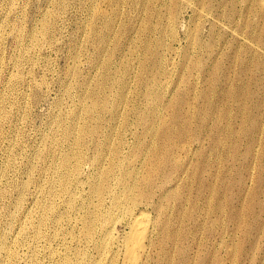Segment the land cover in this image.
<instances>
[{
    "label": "rangeland",
    "instance_id": "obj_1",
    "mask_svg": "<svg viewBox=\"0 0 264 264\" xmlns=\"http://www.w3.org/2000/svg\"><path fill=\"white\" fill-rule=\"evenodd\" d=\"M125 202L152 264H264V0H0V264H120Z\"/></svg>",
    "mask_w": 264,
    "mask_h": 264
},
{
    "label": "bare ground",
    "instance_id": "obj_2",
    "mask_svg": "<svg viewBox=\"0 0 264 264\" xmlns=\"http://www.w3.org/2000/svg\"><path fill=\"white\" fill-rule=\"evenodd\" d=\"M99 17V16H98ZM116 20V19H115ZM112 22V21H111ZM45 26V25H44ZM15 29V28H14ZM19 29H21V27H19ZM16 31V30H15ZM19 32V31H18ZM17 32V33H18ZM21 32V31H20ZM46 32V31H45ZM20 34V33H19ZM48 34V33H47ZM242 35V34H241ZM34 36V35H33ZM35 37V36H34ZM38 38V37H37ZM102 40V39H101ZM104 41V40H103ZM108 42V41H107ZM101 43V42H100ZM157 44V43H156ZM101 45V44H100ZM115 48V47H114ZM105 50V49H104ZM75 52V51H74ZM105 53V52H104ZM155 53V52H154ZM107 54H109V53H107ZM158 54V53H157ZM155 55H156V53H155ZM31 57V56H30ZM105 59V58H104ZM107 59V58H106ZM111 60V59H110ZM109 60V61H110ZM106 62V61H105ZM126 84V83H125ZM151 86V85H150ZM213 89V88H212ZM236 95V94H235ZM95 103V102H94ZM97 104V103H96ZM98 107V105L96 106V108ZM83 108V107H82ZM95 108V109H96ZM84 112H86V110L84 111ZM91 113V112H90ZM89 113V114H90ZM85 117V116H84ZM231 119V118H230ZM78 120V119H77ZM183 120V119H182ZM181 121V120H180ZM141 122V121H140ZM178 122V121H177ZM176 123V122H175ZM143 124V123H142ZM167 125V124H166ZM188 125V124H187ZM76 126V125H75ZM83 127V126H82ZM144 127V126H143ZM166 127V126H165ZM164 127V128H165ZM169 127V126H168ZM148 128V127H147ZM170 128H171V126H170ZM143 129H145V128H143ZM174 129V128H173ZM163 130V129H162ZM148 131V130H147ZM179 131H180V129H179ZM182 131V130H181ZM185 131H186V129H185ZM184 131V132H185ZM146 132V131H145ZM176 132V131H175ZM183 132V131H182ZM184 132L182 133V134H184ZM187 132V131H186ZM81 133V132H80ZM170 133V132H169ZM192 133V132H191ZM195 133V132H194ZM136 134V133H135ZM165 134V133H164ZM181 134V135H182ZM176 135V134H175ZM179 135V134H178ZM191 135V134H190ZM195 135V134H194ZM140 136V135H139ZM159 136V135H158ZM162 136V135H161ZM164 136V135H163ZM167 136V135H166ZM177 136V135H176ZM155 137H157V136H155ZM191 137V136H190ZM124 138V137H123ZM167 138V137H166ZM166 138H165V140H166ZM200 138V137H199ZM160 139V138H159ZM171 139H174V138H171ZM178 139V138H177ZM180 139H181V137H180ZM189 139V138H188ZM195 139V138H194ZM121 140V139H120ZM154 141L156 140V139H153ZM152 140V141H153ZM175 140H176V138H175ZM174 140V141H175ZM186 140V139H185ZM184 140V141H185ZM158 141V140H157ZM163 141V140H162ZM188 141V140H187ZM194 141V140H193ZM121 142L123 143V141L121 140ZM168 142V141H167ZM169 142H170V139H169ZM168 142V143H169ZM172 142V141H171ZM137 143V142H136ZM163 143V142H162ZM175 143V142H174ZM179 142H177V144H178ZM181 143V142H180ZM179 143V144H180ZM186 143V142H185ZM185 143H184V145H185ZM194 143V142H193ZM192 143V144H193ZM110 144V143H109ZM156 143H154V145H155ZM158 144V143H157ZM167 144V143H166ZM182 144V143H181ZM180 144V145H181ZM136 145V144H135ZM152 145H153V143H152ZM162 145V144H161ZM179 145V146H180ZM169 146V145H168ZM112 147H114V146H112ZM134 146H132V148H133ZM165 147H167V146H165ZM188 147V146H187ZM190 147V146H189ZM196 147V146H195ZM172 148H174V147H172ZM171 148V149H172ZM193 148L194 147H192V150H193ZM115 149V148H114ZM148 149V148H147ZM159 149H160V147H159ZM169 149V148H168ZM170 149V150H171ZM179 149V148H178ZM177 149V150H178ZM185 148H183V150H184ZM109 150H110V148H109ZM112 150H113V148H112ZM111 150V151H112ZM167 150V149H166ZM186 150H188V149H186ZM195 150V149H194ZM198 150V149H197ZM107 151V150H106ZM117 151V150H116ZM148 151V150H147ZM151 151V150H150ZM156 151V150H155ZM162 150L160 149V151H159V153L161 152ZM173 151V150H172ZM181 152V151H180ZM184 152V151H183ZM186 152V151H185ZM191 152V151H190ZM189 152V153H190ZM196 152H198V151H196ZM114 153V152H113ZM149 153V152H148ZM156 153V152H155ZM166 153H167V151H166ZM165 153V154H166ZM171 153V152H170ZM205 153V152H204ZM109 154V153H108ZM134 154V153H133ZM141 154V153H140ZM147 154V153H146ZM145 154V155H146ZM161 154V153H160ZM163 154H164V152H163ZM186 154V153H185ZM119 155V154H118ZM135 155V154H134ZM148 155V154H147ZM172 155V154H171ZM188 155V154H187ZM186 155V156H187ZM191 155V154H190ZM189 155V156H190ZM201 155V154H200ZM81 156V155H80ZM79 156V157H80ZM101 156V155H100ZM117 156V155H116ZM115 156V157H116ZM153 156V155H152ZM151 156V157H152ZM159 156V155H158ZM157 156V157H158ZM165 156V155H164ZM176 156V155H175ZM203 156H204V154H203ZM82 157V156H81ZM113 157V156H112ZM129 157V156H128ZM168 157V156H167ZM166 157V158H167ZM171 156H169V158H170ZM174 157V156H173ZM179 157V156H178ZM177 157V158H178ZM190 157H192V156H190ZM108 158V157H107ZM126 158V157H125ZM124 158V159H125ZM156 158V157H155ZM165 158V159H166ZM175 158V157H174ZM183 158V157H182ZM193 158V157H192ZM81 159V158H80ZM100 159V158H99ZM101 159H103V158H101ZM100 159V160H101ZM128 159V158H127ZM137 159V158H136ZM190 159V158H189ZM189 159H187V161L189 160ZM197 159V158H196ZM211 159V158H210ZM105 160V159H104ZM108 160V159H107ZM111 160V159H110ZM122 160V159H121ZM163 160V159H162ZM161 160V161H162ZM169 160V159H168ZM168 160H167V162H168ZM172 160V159H171ZM99 161V160H98ZM109 161V160H108ZM114 161V160H113ZM143 161V160H142ZM141 161V162H142ZM145 161V160H144ZM160 161V160H159ZM100 162V161H99ZM115 162V161H114ZM134 162V161H133ZM150 162V161H149ZM170 162H172V161H170ZM176 162H177V160H176ZM116 163V162H115ZM145 163V162H144ZM143 163V164H144ZM159 163V162H158ZM175 163V162H174ZM179 163V162H178ZM194 163V162H193ZM201 163H202V161H201ZM98 164V163H97ZM103 164V163H102ZM131 164V163H130ZM165 164V163H164ZM183 164V163H182ZM186 164V163H185ZM190 164V163H189ZM198 164V163H197ZM209 164V163H208ZM122 165V164H121ZM129 165V164H128ZM145 165V164H144ZM147 165V164H146ZM149 165V164H148ZM177 167L179 166V165H177V164H175ZM187 165H188V163H187ZM101 166V165H100ZM100 166H98L99 168H100ZM117 166V165H116ZM143 166V165H142ZM210 166V165H209ZM124 167V166H123ZM165 167V166H164ZM167 167V166H166ZM171 167V166H170ZM175 167V166H174ZM185 167V165L183 166V169H185L184 168ZM189 167V166H188ZM192 167H193V165H192ZM201 167V166H200ZM203 167V166H202ZM119 168V167H118ZM137 168V167H136ZM135 168V169H136ZM146 168V167H145ZM162 168V167H161ZM195 168H196V166H195ZM121 169V168H120ZM119 169V170H120ZM123 169V168H122ZM121 169V170H122ZM134 169V168H133ZM144 169V168H143ZM149 169V168H148ZM154 169V168H153ZM160 169V168H159ZM203 169V168H202ZM120 170V171H121ZM130 170V169H129ZM138 170V169H137ZM160 170H163V169H160ZM181 170H182V168H181ZM191 170H193V169H191ZM132 171H134V170H132ZM142 171V170H141ZM140 171V172H141ZM144 171V170H143ZM142 171V172H143ZM164 171V170H163ZM163 171H162V173H163ZM169 171H171V170H169ZM173 171V170H172ZM174 171H178V170H176V169H174ZM185 171V170H184ZM187 171H189V170H187ZM104 172V171H103ZM106 172V171H105ZM122 172V171H121ZM195 172V171H194ZM204 172V171H203ZM206 172V171H205ZM107 173V172H106ZM129 173V172H128ZM135 173V172H134ZM137 174L139 173V172H136ZM153 173V172H152ZM170 173V172H169ZM174 173V172H173ZM176 173V172H175ZM182 173H183V170H182ZM188 173V172H187ZM190 173V172H189ZM206 173H208V172H206ZM95 174V173H94ZM99 174H103L102 172L101 173H99ZM108 174H109V172H108ZM125 174V173H124ZM127 174V173H126ZM200 174H201V172H200ZM199 174V175H200ZM205 174V173H204ZM100 175V176H101ZM136 175V174H135ZM142 175V174H141ZM145 175V174H144ZM161 175V174H160ZM171 175V174H170ZM175 175V174H174ZM185 174H182V176H184ZM191 175H193V174H191ZM95 176V175H94ZM98 176V175H97ZM100 176H99V178H100ZM103 176V175H102ZM108 176V175H107ZM106 176V177H107ZM150 176H151V174H150ZM158 176V175H157ZM166 176V175H165ZM168 176H169V174H168ZM178 176V175H177ZM189 176V175H188ZM198 176V175H197ZM104 177V176H103ZM127 177L128 176H126V179H127ZM139 177V176H138ZM143 177V176H142ZM141 177V178H142ZM152 177V176H151ZM151 177H146V179H145V181H146V183L148 182L150 185H151V187H154L153 186V183L157 180H155L154 181V179H152ZM154 177V176H153ZM167 177V176H166ZM170 177V176H169ZM179 177V176H178ZM202 177V176H201ZM118 178V177H117ZM125 178V177H124ZM137 178V177H136ZM163 178V177H162ZM180 178V177H179ZM204 178V177H203ZM103 180H104V178H102ZM131 179V178H130ZM134 180H135V178H133ZM140 179V178H139ZM143 179V178H142ZM141 179V180H142ZM167 179V178H166ZM178 179V178H177ZM193 179V178H192ZM198 179H200V178H198ZM118 180V179H117ZM125 180V179H124ZM129 180V179H128ZM138 180V179H137ZM181 180V179H180ZM185 180V179H184ZM106 181H108V180H106ZM118 181H120V180H118ZM117 181V182H118ZM136 181V180H135ZM191 181V180H190ZM204 181V180H203ZM98 182V181H97ZM102 182V181H101ZM122 182H124V181H122ZM121 182V183H122ZM136 182H138V181H136ZM141 182V181H140ZM161 182V181H160ZM177 182V181H176ZM181 182V181H180ZM184 182V181H183ZM187 182V181H186ZM92 183L93 182H91V186H92ZM95 183V182H94ZM170 183V182H169ZM173 183H175L174 181H173ZM178 183H179V181H178ZM189 183V182H188ZM191 183V182H190ZM99 185H100V183H98ZM101 184H103V183H101ZM108 184V183H107ZM130 184V183H129ZM132 184V183H131ZM133 184H135V183H133ZM133 184H132V186H133ZM168 184V183H167ZM187 184V183H186ZM192 184V183H191ZM119 185V184H118ZM124 185H126V184H124ZM137 185V184H136ZM141 185V184H140ZM178 185V184H177ZM102 186V188H103V185H101ZM108 186V185H107ZM123 186V185H122ZM127 186V185H126ZM125 186V187H126ZM129 186V185H128ZM142 186V185H141ZM144 186H145V184H144ZM179 186H181V185H179ZM185 186V185H184ZM106 187V186H105ZM118 187V186H117ZM125 187H123V189L125 188ZM159 187H160V185H159ZM162 187V186H161ZM173 187V186H172ZM189 186H187V188H188ZM110 188V187H109ZM135 188V187H134ZM137 188H139L138 186H137ZM148 188H150V187H148ZM158 188V187H157ZM164 188V187H163ZM167 188V187H166ZM177 188V187H176ZM179 188V187H178ZM94 189H96L95 188V186H94ZM94 189H93V191H94ZM100 189V188H99ZM98 189V190H99ZM127 189H130V188H128L127 187ZM132 189H133V187H132ZM131 189V190H132ZM143 189V188H142ZM144 189H146V188H144ZM213 189V188H212ZM97 190V189H96ZM103 190V189H102ZM171 190V189H170ZM179 190V189H178ZM184 190V189H183ZM92 191V192H93ZM108 191H109V189H108ZM130 191V190H129ZM136 191V190H135ZM138 191V190H137ZM136 191V192H137ZM144 191V190H143ZM142 191V192H143ZM162 191H163V189H162ZM175 191V190H174ZM177 191V190H176ZM110 192V191H109ZM108 192V193H109ZM115 192V191H114ZM130 192H132V191H130ZM160 192V191H159ZM158 192V193H159ZM166 192V191H165ZM171 192H172V190H171ZM190 192V191H189ZM96 193V192H95ZM118 193V192H117ZM138 193V192H137ZM136 193V194H137ZM93 194H94V192H93ZM99 194V193H98ZM98 194L96 195V197H99L98 196ZM110 194V193H109ZM115 194V193H114ZM129 194V193H128ZM139 194V193H138ZM141 194V193H140ZM143 194V193H142ZM146 194V193H145ZM169 194H172V193H169ZM174 194V193H173ZM172 194V195H173ZM176 194V193H175ZM178 194H180L179 193V191H178ZM189 194V193H188ZM101 195H104V194H101ZM120 195V194H119ZM118 195V196H119ZM129 195H131V194H129ZM133 195H135V194H133ZM133 195H132V197H133ZM147 195H148V193H147ZM106 196H108V195H106ZM122 196V195H121ZM125 196V195H124ZM175 196V195H174ZM179 196V195H178ZM182 196V195H181ZM101 197V196H100ZM139 197H141V196H139ZM150 197V196H149ZM165 197V196H164ZM168 197V196H167ZM169 197H171V196H169ZM117 198V197H116ZM123 197H121L120 199H122ZM130 198H131V196H130ZM135 198V197H134ZM174 198V197H173ZM172 198V199H173ZM177 198H179V197H177ZM176 198V199H177ZM187 198V197H186ZM102 199V198H101ZM106 199H107V197H106ZM132 199V198H131ZM142 199V198H141ZM150 199V198H149ZM155 199H157V198H155ZM168 199H170V198H168ZM167 199V200H168ZM206 199V198H205ZM126 200V199H125ZM127 200H128V198H127ZM135 201H136V198L134 199ZM178 200V199H177ZM176 200V201H177ZM183 200V199H182ZM181 200V201H182ZM187 200V199H186ZM221 200V199H220ZM115 201V200H114ZM120 201H122V200H120ZM132 201V200H131ZM134 201V202H135ZM142 201V200H141ZM160 201V200H159ZM170 201V200H169ZM168 201V202H169ZM172 201V200H171ZM203 201V200H202ZM129 202H130V200H129ZM163 202V201H162ZM165 202V201H164ZM174 202V201H173ZM183 202H184V200H183ZM186 202V201H185ZM103 203V202H102ZM112 203H113V201H112ZM115 203V202H114ZM119 203V202H118ZM132 203V202H131ZM135 203H137V201L135 202ZM141 203V202H140ZM142 203H143V201H142ZM145 203V202H144ZM167 203V202H166ZM169 203H171V202H169ZM121 204H124V202L122 203L121 202ZM134 204V203H133ZM152 204V203H151ZM179 204H181V203H179ZM184 204V203H183ZM130 205V204H129ZM139 205V204H138ZM148 205V204H147ZM165 205V204H164ZM121 206V205H120ZM153 206V205H152ZM173 206V205H172ZM182 205H180V207H181ZM184 206H186V205H184ZM102 207V206H101ZM112 207H113V205H112ZM118 207V209H121L119 206H117ZM124 209H121V210H124V213H125V217H124V223H125V225H126V227H127V230L126 229H124V230H126V235L124 236V237H122L121 235V237H118V235H115L114 233H113V230L116 228V226H115V228H114V226L113 225H110V227H108V229L106 228V233H104L105 234V238L103 237V235H102V237H103V240L101 241L102 242V247H103V249H104V251H102L103 253L104 252H106V247H105V242L107 241V240H109V239H113V238H115L116 239V246H117V249L115 248V255H113L112 257H114V256H116L117 255V251H118V254H120L121 255V263L120 264H152V262L154 261V259L156 258V254H157V256L160 254V255H162V252H163V256H164V254H166V256L168 255V254H170V255H172L171 253H170V249L168 248V246L167 245H169L168 243H170V242H172V244H173V242H174V240H175V238H176V233L178 232V231H176L175 233H173L174 231H170L171 229H169L170 228V223H169V221L168 220H165L164 222H163V219H160L159 218V216L158 217H155V218H152L153 216L152 215H149L150 213H151V210H150V213H149V211H146V210H144L143 208H140L139 210H135V208H133L134 206H128V202H127V205H126V202H125V205H123L122 206ZM136 207V206H135ZM177 207V206H176ZM104 208H105V206H104ZM138 208V207H137ZM146 208H147V206H146ZM155 208V207H154ZM163 208V207H162ZM179 208V207H178ZM183 208V207H182ZM185 208V207H184ZM117 209V210H118ZM148 209H149V207H148ZM156 209H158V208H156ZM95 210H96V208H95ZM94 210V211H95ZM105 210V209H104ZM107 210V209H106ZM112 210V209H111ZM178 210H180V209H178ZM183 210H185V209H183ZM100 212L102 211V210H99ZM153 211V210H152ZM159 211H160V209H159ZM174 211V210H173ZM215 211V210H214ZM97 212V211H96ZM106 212H108V211H106ZM119 212H120V210H119ZM154 212V211H153ZM171 212V211H170ZM98 213V212H97ZM102 213H104V212H102ZM101 213V214H102ZM115 213H118V212H115ZM123 213V214H124ZM161 213V212H160ZM179 213V215H180V212H178ZM183 213V212H182ZM185 213V212H184ZM122 214V215H123ZM152 214V213H151ZM87 215V214H86ZM91 215V214H90ZM97 215H99V214H97ZM112 215V214H111ZM118 215H120V214H118ZM167 215V214H166ZM178 215V216H179ZM188 215H190V213L188 214ZM102 216V215H101ZM110 216V215H109ZM115 216V215H114ZM114 216L112 215L111 217H113L114 218ZM124 216V215H123ZM180 216H182L181 218L183 219V215H180ZM191 216V215H190ZM84 217H86V216H84ZM83 217V218H84ZM95 217H96V215H95ZM97 217H99V216H97ZM110 217V218H111ZM116 217H117V215H116ZM163 217H165L164 216V214H163ZM167 217V216H166ZM193 217V216H192ZM82 218V219H83ZM105 218V217H104ZM109 217H107L106 219H105V221L108 219ZM113 218H111V219H113ZM118 218V217H117ZM120 218V217H119ZM171 218H173V217H171ZM186 218V217H185ZM187 218H189L188 216H187ZM85 219V218H84ZM91 219V218H90ZM89 219V220H90ZM95 219V218H94ZM94 219H93V221H94ZM101 219H102V217H101ZM174 219V218H173ZM192 219V218H191ZM123 220V219H122ZM181 220V219H180ZM179 220V221H180ZM185 220V219H184ZM85 221V220H84ZM95 221H96V219H95ZM108 221V220H107ZM112 221V220H111ZM110 221V222H111ZM113 221H114V219H113ZM168 221V222H167ZM176 221V220H175ZM179 221H177V222H179ZM90 222L92 223V221L90 220ZM89 222V223H90ZM115 222H116V219H115ZM173 222H174V220H173ZM84 223H86V222H84ZM94 223V222H93ZM93 223L91 224L92 226H93ZM123 223V224H124ZM179 223H181V221L179 222ZM95 224V223H94ZM107 224V223H106ZM110 224V223H109ZM112 224V223H111ZM174 224V223H173ZM173 224H171L172 225V227H173ZM176 224V223H175ZM90 224H89V226H91ZM97 225V224H96ZM182 225V224H181ZM226 225V224H225ZM84 226H87L86 224L84 225ZM98 226V225H97ZM100 226V225H99ZM99 226H98V228H99ZM180 226V225H179ZM93 227H95V226H93ZM125 227V226H124ZM90 228V227H89ZM174 228V227H173ZM178 228V227H177ZM185 228H186V225H185ZM184 228V229H185ZM88 228H86V230H87ZM92 228H90V230H91ZM175 229V228H174ZM181 229H182V227H181ZM82 230H84L83 229V226H82ZM89 230V229H88ZM93 230V229H92ZM98 230V229H97ZM177 230V229H176ZM178 230H179V228H178ZM115 231V230H114ZM122 231V230H121ZM182 231V230H181ZM186 231V230H185ZM94 232H95V230H94ZM123 232V231H122ZM90 233H91V231H89V235H90ZM97 233H99V232H97ZM120 233V232H119ZM88 233H86L85 235H87ZM92 234V233H91ZM95 234V233H94ZM120 234H122V233H120ZM178 234V233H177ZM179 234H181V233H179ZM184 234V233H183ZM182 234V235H183ZM187 234V233H186ZM84 235V237L86 238V236ZM181 235V236H182ZM92 236V235H91ZM96 236V235H95ZM179 236V235H178ZM181 236H179V238L181 237ZM188 236V235H187ZM186 236V237H187ZM83 237V238H84ZM88 237V236H87ZM99 237V236H98ZM89 238V237H88ZM91 238V237H90ZM101 238V237H100ZM178 237H177V240L179 239ZM184 238V237H183ZM87 240V239H86ZM180 240V239H179ZM92 241V240H91ZM176 241V240H175ZM88 242V241H87ZM101 242H100V245H101ZM180 242H181V240H180ZM184 242H185V239H184ZM89 243V242H88ZM177 243V242H176ZM178 243H179V241H178ZM181 244V243H180ZM179 244V245H180ZM174 245V244H173ZM182 245H184V244H182ZM99 246V245H98ZM97 246V247H98ZM181 247V246H180ZM100 248V247H99ZM177 248H179V247H177ZM177 248H176V250H177ZM101 249V248H100ZM173 249V248H172ZM175 250V251H176ZM85 251H88V250H85ZM99 251V250H98ZM97 251V252H98ZM178 251V250H177ZM101 252V253H102ZM183 252H184V250H183ZM83 253V252H82ZM85 254V253H84ZM174 254V253H173ZM180 254V253H179ZM88 255H89V252H88ZM101 254H100V252H99V256H100ZM103 255V254H102ZM119 255V256H120ZM185 255V254H184ZM80 256H82V255H80ZM92 255H90V257H91ZM166 256H165V258L164 259H166ZM86 257H88V256H86ZM90 257H89V259H90ZM101 257V259H103L102 258V256H100ZM171 257V256H170ZM173 257H174V255H173ZM83 258H84V255H83ZM115 258H117V257H114V258H110L111 259V261H112V259H115ZM119 258V257H118ZM117 258V259H118ZM159 258V257H158ZM161 258H163V257H161ZM169 258V257H168ZM167 258V259H168ZM110 259L108 260V261H110ZM173 259V258H172ZM99 259H97V261H98ZM116 260V259H115ZM161 260V259H160ZM175 260V259H174ZM186 260V259H185ZM78 261H80V260H78ZM77 261V262H78ZM82 261V260H81ZM83 261H85V260H83ZM88 261V260H87ZM101 261L102 260H100V262H98V263H101ZM110 261V262H111ZM169 261H171L170 259L168 260V262ZM178 261V260H177ZM181 261V260H180ZM90 262H92V261H90ZM103 262V261H102ZM112 262H114V260L112 261ZM158 262V261H157ZM166 263V264H170V263ZM179 262V261H178ZM177 262V263H178ZM96 263V262H95ZM109 263V262H108ZM118 263V262H117ZM117 263H115V264H117ZM176 263V262H175ZM176 263V264H177ZM182 263H184V261H182ZM74 264V263H73ZM77 264V263H76ZM88 264V263H87ZM109 264H112V263H109ZM159 264V263H158ZM162 264H164V262L162 263ZM186 264H188V263H186Z\"/></svg>",
    "mask_w": 264,
    "mask_h": 264
}]
</instances>
